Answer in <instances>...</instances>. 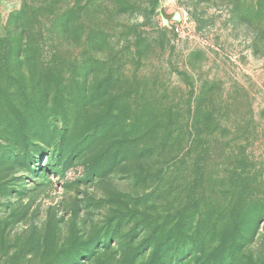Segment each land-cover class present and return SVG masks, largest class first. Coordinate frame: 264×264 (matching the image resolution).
I'll list each match as a JSON object with an SVG mask.
<instances>
[{
    "label": "rangeland",
    "instance_id": "rangeland-1",
    "mask_svg": "<svg viewBox=\"0 0 264 264\" xmlns=\"http://www.w3.org/2000/svg\"><path fill=\"white\" fill-rule=\"evenodd\" d=\"M0 36V264H264V0H0Z\"/></svg>",
    "mask_w": 264,
    "mask_h": 264
},
{
    "label": "trees",
    "instance_id": "trees-1",
    "mask_svg": "<svg viewBox=\"0 0 264 264\" xmlns=\"http://www.w3.org/2000/svg\"><path fill=\"white\" fill-rule=\"evenodd\" d=\"M4 44H5V42L2 40V38L0 36V53L4 52V49H6L4 47ZM2 58H3V56H2Z\"/></svg>",
    "mask_w": 264,
    "mask_h": 264
}]
</instances>
